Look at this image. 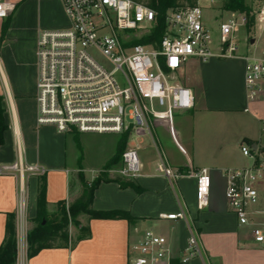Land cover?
I'll use <instances>...</instances> for the list:
<instances>
[{"label":"crops","instance_id":"0c3cea01","mask_svg":"<svg viewBox=\"0 0 264 264\" xmlns=\"http://www.w3.org/2000/svg\"><path fill=\"white\" fill-rule=\"evenodd\" d=\"M52 2L58 13L49 29L65 27L67 19L59 0H23L8 16L11 21L4 34L0 31V96L7 125L0 146V165L20 160L41 166L45 171L47 212L51 215L57 213L60 202L69 205L80 195L78 172L90 182L103 170L115 154L120 137L61 134L50 126L36 125V39L28 49L21 48L13 34L22 22L28 23L36 14L41 16L50 7H56ZM2 23L0 19V27ZM257 25L259 32L264 31V20L257 21ZM23 28H35V23ZM237 51L235 57H213L205 62L190 59L177 71L179 83L193 93L194 106L176 114L171 132L163 123L154 126L160 130L162 140L155 141L151 133V137L144 136L135 142L141 169L130 180L139 192L131 187L121 188L116 182H102L94 191L93 209L127 211L133 218L131 221L90 219L80 214L79 226L69 225L65 247L43 249L28 259L26 233L36 214L39 177L0 174V243L5 213L14 212L16 264H128L129 244L146 230L164 235L173 258L179 259L189 235L187 223L159 217L178 210L186 212L202 252L201 258L178 264H264V250L243 243L244 231L228 210L224 196L223 171L249 164L241 155L239 144L257 140L264 126V81L252 100L247 97L244 83L245 57H262L245 44H237ZM131 139L127 138L125 148L131 145ZM161 153L169 165L184 173L208 170L210 188L206 206L199 205L194 177L182 176L169 182L158 174L156 165ZM120 166V160L113 164L107 170L108 177H119L116 171Z\"/></svg>","mask_w":264,"mask_h":264},{"label":"built area","instance_id":"2783aa9c","mask_svg":"<svg viewBox=\"0 0 264 264\" xmlns=\"http://www.w3.org/2000/svg\"><path fill=\"white\" fill-rule=\"evenodd\" d=\"M23 0H0V19L7 18ZM67 25L39 31L35 41L38 76L36 125L50 126L61 134H117L125 132L131 145L121 154L116 171L133 179L141 169L138 146L151 137V126L163 123L174 128V113L194 106L190 88L179 83L177 71L190 59L238 56L237 34L246 15L222 11L227 16L210 26L204 12L221 0H196L193 6L169 8L165 31L155 47L135 40L148 36L156 25V12L133 0H59ZM250 15L264 20V0H249ZM216 31V35L214 34ZM98 51L106 60L98 62ZM163 65L167 71L161 68ZM264 81V59L245 57L244 83L247 97L254 99ZM249 160L243 167L227 168L224 192L228 210L243 229V243L264 250V126L257 140L239 144ZM156 171L169 182L186 176L196 179V197L206 206L210 177L206 168L182 172L161 153ZM37 164L20 160L0 165V174L44 175ZM163 220L187 223L189 235L179 261L201 258L199 239L184 210L161 214ZM128 264H169L171 245L164 235L146 230L128 246Z\"/></svg>","mask_w":264,"mask_h":264},{"label":"trees","instance_id":"16d2710c","mask_svg":"<svg viewBox=\"0 0 264 264\" xmlns=\"http://www.w3.org/2000/svg\"><path fill=\"white\" fill-rule=\"evenodd\" d=\"M138 3H146L156 12V25L148 36L135 40L138 44H152L155 47L159 44L164 31V15L169 8L193 6L196 0H133ZM220 9L222 11H238L246 15V29L254 23V16L250 15V8L245 0H221ZM7 29V23L3 22L0 27L1 34ZM163 71L167 69L161 65ZM2 97L0 96V146L3 144V133L7 129L2 107ZM128 133L120 135L117 142L115 154L106 162L103 170L90 182L86 181L81 172L77 173L78 181L82 187L80 195L67 207L64 202L58 204V218L50 219L47 212V202L45 198L46 182L44 175L39 176V184L36 199V214L32 219L34 226L26 233V256L32 258L43 249L65 247L69 237V225L79 226L78 216L87 215L90 219H125L131 221L133 218L127 211L123 210H95L92 208L93 194L100 183L116 182L119 187L134 188L140 191L138 186L130 179L117 177L109 178L107 170L121 159V154L125 149ZM80 149V146H79ZM81 155L78 164L80 165ZM83 229V228H81ZM17 261V236H16V215L14 212L5 213L4 235L0 243V264H16ZM178 258H172L169 264H178Z\"/></svg>","mask_w":264,"mask_h":264},{"label":"rangeland","instance_id":"374dc122","mask_svg":"<svg viewBox=\"0 0 264 264\" xmlns=\"http://www.w3.org/2000/svg\"><path fill=\"white\" fill-rule=\"evenodd\" d=\"M11 1H16V0H11ZM245 3L248 5L249 0H245ZM51 4L56 6V7H50L48 9V11L45 10L46 14L43 12V13H41V16H39V14H36L35 19L32 18V20H29L28 23H25L26 25L23 24V22H22V26H16V30H15V33L13 35H14V38H16V41H17V44L19 45V47L28 49L29 45L32 44V41H34L36 39L35 35L37 34V32L47 30L50 28L49 24L51 23L52 20L56 19V16L58 13V7L55 4V2H52ZM219 5H220V2L218 1L217 3L212 5V7L214 9L207 10L204 12V16L206 18L207 23L210 26H212L214 29H216V20L220 19L222 17L224 18L227 16L226 12H220L219 10H217L219 8ZM40 17H41V20H40ZM10 21H11V17L10 18L7 17V18L2 19V22L7 23V27H9ZM34 23H35V28H31V29L30 28H23V27H27V26L32 27L34 25ZM256 24H257V22H256V20H254L253 25L249 29H246L245 26L241 27V29L238 32L237 37H236L237 38V44L240 46L245 44L248 48H252V50L254 52H256L258 55H260L262 57V59H264V31L259 32L260 26L258 27V25L256 26ZM214 34L216 35L215 30H214ZM91 53H92V56L98 62H100V63L106 62L104 57L98 51L91 50ZM180 112H182V111H176L174 113V125H175L176 114L180 113ZM183 124L186 125L185 122ZM151 133H152L155 141L162 140L161 132L159 129L156 130L153 126H151ZM119 177H121V176H119ZM67 206L68 205L65 204V207H67ZM49 217H50V219L58 218V211L56 214H53V215L49 214ZM31 226L33 227L34 223H32ZM32 227H31V229H32Z\"/></svg>","mask_w":264,"mask_h":264},{"label":"bare ground","instance_id":"6f19581e","mask_svg":"<svg viewBox=\"0 0 264 264\" xmlns=\"http://www.w3.org/2000/svg\"><path fill=\"white\" fill-rule=\"evenodd\" d=\"M258 21H263V19H261V20H258Z\"/></svg>","mask_w":264,"mask_h":264}]
</instances>
